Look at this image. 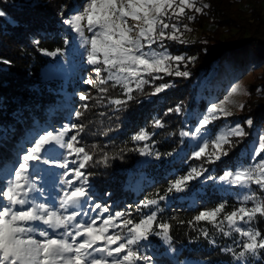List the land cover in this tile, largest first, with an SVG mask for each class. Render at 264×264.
<instances>
[{
	"label": "trees",
	"instance_id": "16d2710c",
	"mask_svg": "<svg viewBox=\"0 0 264 264\" xmlns=\"http://www.w3.org/2000/svg\"><path fill=\"white\" fill-rule=\"evenodd\" d=\"M83 2L86 1L0 0V9L7 13L0 17V169L12 165V157L17 161L34 138L51 130V123L83 124L80 144L93 159L82 171L89 174L95 199L112 212H123L136 222L155 212L153 227L156 231H159L156 227L159 223L170 225L171 240L166 245L155 235L144 242L143 250L154 257V264H176L170 257L172 250L182 264H237L226 249L239 251L234 241L242 238L234 232L225 236L211 222L196 221L195 217L223 203L225 208L218 217L220 220L225 213L240 206L238 197L245 189L204 177L218 178L225 170L254 163L253 149L258 147V137L264 133V0H197V6L207 4L209 7L202 14L185 10L187 15L181 18L180 26L181 39L187 42L164 41L172 55L196 57L186 66L179 65L180 71H188L190 75L177 77L158 73L154 75L162 78L155 80L145 76L149 82L141 90H135L132 84L131 99L121 86H113V82L108 81L101 85L106 92L98 93L95 89L97 98L103 97L95 103L79 97L87 80L85 58L79 48L78 34L63 23L64 18L83 11ZM188 15L195 19L188 20ZM168 22L176 23V20ZM183 25L191 31H185ZM153 48L161 50L158 44ZM58 49L56 56L46 54ZM249 50L255 51L259 60L252 68L262 70L248 86L249 96L243 109L230 111L231 116L213 121L208 126L209 135L204 138L209 139L235 123H240L248 135L230 137L231 146H224L229 155L220 161L207 163V154L200 159L193 158V152L203 140L181 136V132L194 130L210 104L223 100L231 91L230 84L238 78V71L231 70V60L225 70L224 58ZM175 67L173 63V70ZM103 76L106 73L102 72ZM162 84L172 86L152 95ZM114 99L125 103L110 104L109 100ZM76 103L81 107L78 112L83 113L80 119L73 111ZM86 103L87 111L83 107ZM178 105L179 113L169 111ZM94 110L99 112L93 113ZM95 115L103 120H97ZM248 119L253 121L252 126L245 123ZM157 120L161 126H156ZM141 130L146 131L149 138L133 141V135ZM145 144L159 153L160 158L142 156L139 149ZM212 151L209 144L207 152ZM261 156L264 157V153ZM201 166L207 169L204 177L192 180L184 191L167 193L171 182ZM250 190L264 195L255 185ZM166 193L167 199L159 200V196ZM152 199L158 200V204L143 206L142 202ZM247 206L251 207V202ZM251 227L264 235V217L257 216ZM246 264H264V250L249 258Z\"/></svg>",
	"mask_w": 264,
	"mask_h": 264
},
{
	"label": "snow or ice",
	"instance_id": "6c2138e0",
	"mask_svg": "<svg viewBox=\"0 0 264 264\" xmlns=\"http://www.w3.org/2000/svg\"><path fill=\"white\" fill-rule=\"evenodd\" d=\"M208 7L207 4L197 6V0H86L83 11L64 18L63 23L78 34L82 46L87 45V63L93 66L92 71L99 77L98 80L89 77L85 83L97 89L98 93H104L107 89L101 85L112 81L113 86H121L128 99H131L134 91L132 84H135V90H141L149 82L145 76L155 80L162 78L154 75L158 73L177 77L190 75L188 71H180L179 65L184 63L186 66L187 63L194 62L196 57L172 55L164 41L186 43L181 39L183 32L180 26L181 18L187 15L185 10L202 14ZM6 15L0 9V17ZM173 18L176 23H169ZM187 19L191 21L195 16L188 15ZM129 20L135 23L130 24ZM183 28L191 31L187 25H183ZM85 29L91 33L90 37L85 35ZM157 44L161 50L153 48ZM59 52L58 49L46 54L56 56ZM173 63L176 64L174 70ZM102 72L106 76L101 77ZM171 86L162 84L155 88L152 95ZM239 91L240 85L232 87L223 100L210 104L194 130L181 132V136L203 140L198 150L193 152V158L200 159L207 154V163L220 161L222 157L229 155L224 146H231L230 137L242 138L248 135L240 123H235L227 125L209 139L204 138L209 135L208 126L213 121L232 115L226 104L234 103L230 97ZM79 97L85 101L89 99L84 92L79 93ZM92 99L99 102L103 97ZM109 103L121 105L125 102L114 99L109 100ZM83 107L85 111L88 110L87 103ZM239 107L243 109L244 105L240 104ZM169 111L179 113L181 108L178 105ZM82 116V112H75L77 119ZM245 123L252 126L253 121L248 119ZM155 124L161 126L158 120ZM76 129L79 131L75 135H67ZM83 129V124L73 123L63 126L59 131L45 130L19 155L15 165L3 167L5 177L0 178V264H154V257L142 250L146 247L144 242H148L153 235L161 237L165 243L170 242L169 224L156 225L159 231L153 227L156 222L155 212L138 222L127 218L123 212H115L103 218L97 226V221L101 220V214L97 210L107 213L109 208L100 202H94L89 174L82 171L93 159L83 146H77L78 136ZM148 138L149 134L143 130L132 137L133 141L138 142ZM209 144L213 149L211 153L207 152ZM139 151L142 156L160 158L159 153H154L147 144ZM262 153L264 133L259 135L258 147L253 149L254 163L225 170L218 178L204 177L207 169L202 166L199 170L192 168L186 175L171 182L167 189V193L184 191L192 180L201 177L245 189L244 194L238 197L240 206L225 213L222 219L218 220L225 208L223 203L212 210L201 211L195 217L196 221L211 222L225 236L234 232L242 238L234 241L239 251L231 247L226 249L237 264H246L249 258L256 257L264 250V235L251 227L257 216L264 217V195L250 190L255 185L260 193H264ZM73 156L75 159H69ZM37 164L65 170L60 181L63 187L58 196L51 197L38 185L39 171L35 169ZM70 164L75 167H69ZM167 193L159 196V200L167 199ZM50 200L56 203H51ZM249 202L251 207L247 206ZM142 203L144 207H150L157 205L158 200ZM91 213L97 215L92 216ZM117 229H124L126 233L116 231Z\"/></svg>",
	"mask_w": 264,
	"mask_h": 264
},
{
	"label": "rangeland",
	"instance_id": "374dc122",
	"mask_svg": "<svg viewBox=\"0 0 264 264\" xmlns=\"http://www.w3.org/2000/svg\"><path fill=\"white\" fill-rule=\"evenodd\" d=\"M84 1H86V0H84ZM84 4H85V2H83L82 5H84ZM84 23L86 24V21H84ZM85 35H87V36L90 37L91 36V33H88L87 30H86ZM79 48L83 50V54H84V58H85L84 59V66L86 67V69H85L86 74H84L85 79H88L89 77H91L93 80H98L99 77H97L96 74L95 75H90L88 73V72L92 71L93 66L92 65H88V63H87V59H86V56H87V53H86L87 45H83L82 46V42H81L80 45H79ZM247 51L243 52V54L228 55L226 59L224 58V62L226 64V66L224 67L225 70H228L227 69L228 62L230 60L232 61V58H233V62L230 61V64L229 65H231L230 66L231 68L233 67V69H231V70L238 71V73H237V77L238 78H235V80L230 84V87L232 88V87L236 86L237 84L240 85V91L238 93H236V94H233L230 97V99L232 101H234V103H232V104H226V106L230 108L229 111H235V112H240L241 111V108L239 107V105L240 104H243L244 105L247 97L249 96V87H248L249 84L254 80V78L262 70V68H259L257 70H255L254 68H252L253 65H254V63L256 61H259V60H258L257 56L255 55V51L253 52L252 50H249V52L246 53ZM248 54H251L249 59L247 57ZM224 55H226V53ZM230 57H232V58H230ZM241 73H243V74H241ZM85 81H84V86L82 87V89L89 96V99L87 101H90L91 103H95L94 102L95 100H93L92 97H97V91L91 85L85 83ZM73 106H74V104H73ZM79 106H80L79 103H76V105L73 108L74 113L75 112H78L79 111L78 109H81V107H79ZM97 112H99V110H94L93 111V113H97ZM95 117H97V116L95 115ZM98 119L99 120L100 119L103 120V117H100V118L97 117V120ZM64 124L65 123L62 122V121L60 123H51V130H57V131L62 130ZM67 124H69V123H67ZM77 131H79V130L78 129L73 130V131L69 132L67 135L68 136L75 135ZM78 140H79V144L77 146H82L80 144V142H81V136H80V134L78 136ZM27 147H29V146H26V148ZM19 155H22V154H19ZM57 158H60V157L58 156ZM12 159H13V161H11V162H13L12 165H15V163H17L18 160L16 161L14 159V157H12ZM69 159H75V157L73 156V157H70ZM69 167H75V165L70 164ZM35 169H37L39 171V178L37 180L38 185L41 186V187H43L50 194L51 197L58 196L60 194V189L63 187V185L60 183V181L63 179L62 173L65 170L64 169H61V168H57V167H49V166H46V165H43V164H37V165H35ZM4 177H5V173L3 172V169H0V178H4ZM49 202L56 203V201H54V200H50ZM94 202H100L102 205H105L98 198H96L94 200ZM97 212H99L101 214V220H98L97 221V226H99L101 224L103 218H106L108 215H111V214H114L115 213V212H112L111 209H109V211L107 213H104L101 210H97ZM116 212H118V211H116ZM91 215L92 216H96L97 213H91ZM82 218L83 219H87V217H82ZM116 231H120V229H117ZM163 244L166 245L167 243H165L164 240H163ZM143 251H145V250H143ZM145 252L147 253V251H145ZM170 255H171L170 256L171 259L176 264H182V262L180 263L176 259V256L174 255V251H170Z\"/></svg>",
	"mask_w": 264,
	"mask_h": 264
}]
</instances>
